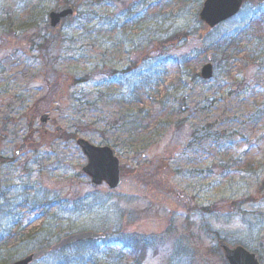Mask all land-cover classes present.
Here are the masks:
<instances>
[{
  "label": "rangeland",
  "instance_id": "374dc122",
  "mask_svg": "<svg viewBox=\"0 0 264 264\" xmlns=\"http://www.w3.org/2000/svg\"><path fill=\"white\" fill-rule=\"evenodd\" d=\"M202 1L0 0V262L93 231L31 264H107L121 240L124 262L227 264L219 239L264 264L263 5L208 28ZM163 47L185 64L143 85ZM72 136L112 148L118 187L90 186Z\"/></svg>",
  "mask_w": 264,
  "mask_h": 264
},
{
  "label": "water",
  "instance_id": "95a60500",
  "mask_svg": "<svg viewBox=\"0 0 264 264\" xmlns=\"http://www.w3.org/2000/svg\"><path fill=\"white\" fill-rule=\"evenodd\" d=\"M263 1L264 0H258L259 3ZM241 4L242 0H204L199 17L209 27H212L237 13ZM72 15L73 10L68 4L58 5L48 14L49 29L54 30L60 25L63 19H69ZM211 75V66L206 64L202 67L200 76L204 79H209ZM44 118L45 117H43V123ZM76 144L87 157V163L82 168V171L90 178L91 186L105 183L109 189H114L120 185V163L111 148L108 146H94L83 138H77ZM23 148V146L20 147L16 151V155ZM102 238H104L103 233H96L93 231L73 233L62 237L56 244L52 245L50 249L57 250L76 242L97 241ZM218 246L228 264H259L256 254L247 251L242 246L231 247L222 240L218 241ZM46 252V249H41L9 264H29Z\"/></svg>",
  "mask_w": 264,
  "mask_h": 264
},
{
  "label": "trees",
  "instance_id": "16d2710c",
  "mask_svg": "<svg viewBox=\"0 0 264 264\" xmlns=\"http://www.w3.org/2000/svg\"><path fill=\"white\" fill-rule=\"evenodd\" d=\"M257 14L259 16H256ZM261 16L263 18H260ZM257 20H260V21H258L256 23ZM263 23H264V10L258 9L257 12H255V15H253V16H251L249 18V23H247V24H248V26L250 28L254 29L257 26L262 25ZM222 36H224V37H221V38H224L223 40H226L225 43H229L230 42V44L234 45V46L238 44V39L237 38L234 37V38L230 39L229 36L226 37L227 35H222ZM216 48H217V46L213 47V50H215ZM162 49L164 50V47ZM223 49H225V48L224 47H220L219 50L217 49V51H222ZM221 58L224 61L226 59V57L224 58L223 56H221ZM170 59L174 63L178 61L180 65H184L185 64L182 58H179V57L177 58V57H174L172 55H168L167 49L164 50V51H161L160 55L157 57V65H154L155 71H147V74L144 76V79H143V82H142L143 85L146 84L152 78L159 79L161 74L163 73V71H158V69L160 67L167 66ZM151 70H153V67L151 68ZM184 73L185 72H181V74H184ZM104 240H102V242H104ZM94 243H96V242H81V243L79 242V243H76L74 245H80V244H83V245L84 244L94 245ZM135 243H136V240H121L120 241V245L121 246L120 245H116V247L114 249H112V251H110L108 253L109 257H107V258H108L109 261L107 262V264H125V263L126 264H142V261L137 260L136 256H134V255L131 257V259H129L126 262H124V255H123L122 251L126 250L127 252H130L132 248L134 249ZM144 244H145V241H144ZM107 246L110 247V245H107ZM119 247H122V248H119ZM93 250L95 251L94 248H93ZM135 252L136 251L134 250V252H132V253H135ZM2 263H4V262H2Z\"/></svg>",
  "mask_w": 264,
  "mask_h": 264
}]
</instances>
